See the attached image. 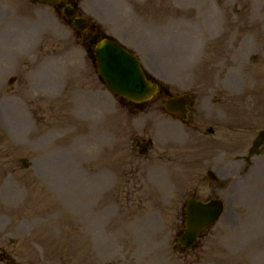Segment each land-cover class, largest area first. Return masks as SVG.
<instances>
[{
    "label": "rangeland",
    "instance_id": "rangeland-1",
    "mask_svg": "<svg viewBox=\"0 0 264 264\" xmlns=\"http://www.w3.org/2000/svg\"><path fill=\"white\" fill-rule=\"evenodd\" d=\"M5 1L19 18L35 14L56 25L62 40L47 37L42 42L45 49L61 53L57 57L68 58L66 65L71 61L66 90H102L71 32L60 25L52 9L26 0ZM146 1L142 18L161 19L156 34L166 40L155 41L153 49L140 54V61L170 93L194 98L186 121L161 113L162 96L153 97L144 106L146 112L134 116L128 107L114 106L105 93V111L110 107L112 116L105 121L96 115L98 125L90 137L81 134L79 143L87 141L99 152L80 168L72 159L55 156L59 148L52 137L59 136L58 128L49 130L57 134L49 135L47 144L42 129L32 121L22 71L2 73L0 99L6 109L0 112L4 127L0 124V264H264V175H257L260 169L264 172V139L256 140L264 129V0ZM127 4L128 0H105L111 12L105 8L107 23L113 13L121 20ZM188 4L189 10L176 8ZM34 37L33 33L30 39ZM13 42L0 37L5 63L14 60L9 52ZM54 58L50 56V61ZM9 77L15 79L11 84ZM45 105L33 107L49 110L52 116L53 107ZM89 109L90 105L83 106L84 116ZM139 117L152 125L172 126L170 136L158 131L159 141H152L148 160L141 162L129 139L140 133L152 135L149 128L135 131L133 122ZM68 122L66 127L78 128V133L89 123L88 118ZM105 125L110 132H105ZM43 146L46 152L36 154L35 148ZM22 159L31 168H23ZM142 164L150 165L151 178L144 177ZM208 171L218 176L216 182L206 177ZM192 194L199 200L221 199L225 211L185 251L175 241L184 228L185 199Z\"/></svg>",
    "mask_w": 264,
    "mask_h": 264
},
{
    "label": "water",
    "instance_id": "water-1",
    "mask_svg": "<svg viewBox=\"0 0 264 264\" xmlns=\"http://www.w3.org/2000/svg\"><path fill=\"white\" fill-rule=\"evenodd\" d=\"M96 66L99 76L114 94L127 100L140 102L148 99L157 89L145 80L137 61L121 45L109 40H104L96 47ZM187 96L175 98L168 102L172 107L184 115V105H192ZM221 212V204L212 202L206 206L189 201L187 207V229L180 238L179 243L188 247L196 237L200 228L215 221Z\"/></svg>",
    "mask_w": 264,
    "mask_h": 264
},
{
    "label": "bare ground",
    "instance_id": "bare-ground-1",
    "mask_svg": "<svg viewBox=\"0 0 264 264\" xmlns=\"http://www.w3.org/2000/svg\"><path fill=\"white\" fill-rule=\"evenodd\" d=\"M115 12H116V8H115ZM23 34L24 33H19V32H17L16 34H15V36L12 38L14 41H19V43H18V45H17V47H15V49L13 50L14 52H20V51H23V52H25V51H27L28 49V46L31 44V42H32V40L30 39V32H28V31H25V35L23 36ZM25 37H28V39L27 40H25ZM145 43V42H144ZM145 48L146 49H153V46L155 47L156 46V43L155 42H148L147 44L145 43ZM54 84H56L57 85V83L55 82ZM55 88V86L53 85V86H51V88H49V90H51V89H54ZM14 113H16V111H14ZM1 117V116H0ZM2 119V118H1ZM83 150H84V152H86L87 154H88V152H89V149L87 148V147H84L83 148ZM64 157V156H63ZM64 158H66V157H64ZM257 175H264V172H262V170L260 169L259 171H258V173H257ZM0 195H1V193H0ZM252 260H253V258H252Z\"/></svg>",
    "mask_w": 264,
    "mask_h": 264
}]
</instances>
